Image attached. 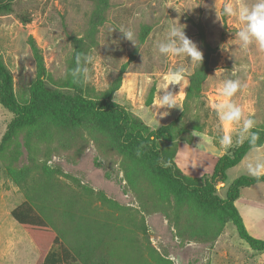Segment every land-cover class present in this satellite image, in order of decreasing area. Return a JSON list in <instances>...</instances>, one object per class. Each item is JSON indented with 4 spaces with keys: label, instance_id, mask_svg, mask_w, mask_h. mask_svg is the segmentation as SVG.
<instances>
[{
    "label": "rangeland",
    "instance_id": "1",
    "mask_svg": "<svg viewBox=\"0 0 264 264\" xmlns=\"http://www.w3.org/2000/svg\"><path fill=\"white\" fill-rule=\"evenodd\" d=\"M228 2L236 6L250 4L251 0ZM11 3L10 11L0 13V59L10 69L16 96L26 101L37 77L32 44L43 55L47 84L67 91L66 73L74 53V39L88 30L94 0H11ZM224 3L225 0H110L106 21L97 32L98 43L90 53L95 59L88 66V84L105 90L121 78L115 102L152 128H158L182 114L190 76L200 64H193L185 56H162L156 48L158 42L166 39L168 25L185 27L186 35L203 52L202 63L208 62L203 109L192 108L183 117L189 130L178 136L181 141L176 162L192 176L210 173L221 155L240 144L235 135L231 148L224 149L217 142L222 130L210 104L227 99L219 94L225 79L240 80L243 87L231 99L241 106L245 116L255 119L256 127L264 126V52L255 45L247 50L239 47L235 32L243 25L235 17H222L223 23L217 19L216 10L220 14ZM23 16L31 21L24 23ZM120 27L134 32L136 45L124 37ZM222 45L229 47L228 51H223ZM181 66L185 69L186 87L180 89L179 85L170 84L168 89L176 94L180 107L156 106L160 88L170 79L173 69ZM153 89V102L148 105ZM197 114L200 122L206 123L201 132L191 128ZM12 119L13 114L0 104V141ZM229 129L234 130L235 126L230 125ZM26 137V133L18 137L22 145L18 166L29 169L22 187L12 180L0 161V264H38V248L23 240L27 232L11 215L26 199L72 250L75 260L70 264L251 261L248 256L252 248L232 223L226 224L220 241L222 233L210 241L180 238L168 215L149 205L147 198L140 197V191L134 189L127 174V168H131L118 152L111 134L92 129L47 128L33 131L29 146L25 145ZM182 138H191V144ZM262 146L263 149L254 148L243 162L227 171L226 182L217 184L221 197L226 196L235 178L248 175L245 164L257 155H264ZM89 188L103 192L118 206L104 204L97 194L89 193ZM242 192L243 197L264 201V183Z\"/></svg>",
    "mask_w": 264,
    "mask_h": 264
},
{
    "label": "trees",
    "instance_id": "2",
    "mask_svg": "<svg viewBox=\"0 0 264 264\" xmlns=\"http://www.w3.org/2000/svg\"><path fill=\"white\" fill-rule=\"evenodd\" d=\"M95 8L89 20L86 33L74 39V53L67 73V91L51 88L47 84V68L42 53L32 44L37 64V77L32 83L26 101L22 102L15 93L14 80L6 63L0 59V104L13 114L0 141V161L12 180L23 186L29 169L18 166L22 155L20 134H27L25 145L29 146L33 131L51 129L83 130L92 129L98 133L113 136L118 152L125 157L128 179L140 197H146L149 205L162 210L173 222L180 238L189 240H216L227 223H232L252 249L264 251V239L249 233L236 201L244 188L264 183L249 175L235 178L228 186L226 196L218 194L217 184L225 183L227 171L242 162L254 148L264 144V126L256 127L260 139L256 146L247 141L221 155L211 173L200 176L188 175L176 162L180 138L188 132L183 121L193 109H203V84L208 72L204 60L190 76L183 112L176 119L158 128H152L135 116L125 106L114 100L121 86V78L105 90H97L88 83H74L69 75L75 67L77 51L90 54L97 45V32L106 21L110 0H94ZM12 9L11 0L0 1V13ZM29 23L31 18L23 16ZM155 90L150 93L148 105L153 102ZM208 109V108H207ZM196 115L191 128L203 131L205 122ZM47 137V134H44ZM191 144V138H182ZM104 204L117 207L114 200L103 192H94ZM42 207V206H40ZM13 218L28 233L40 252L38 264H70L75 260L72 250L63 241L50 223L40 215L29 199L24 200L12 211ZM75 219V216L74 218ZM86 222V221H85ZM88 225L89 222H86ZM88 228V227H87ZM204 231L205 233H201ZM56 247V248H55ZM160 262L163 258L157 257Z\"/></svg>",
    "mask_w": 264,
    "mask_h": 264
},
{
    "label": "clouds",
    "instance_id": "3",
    "mask_svg": "<svg viewBox=\"0 0 264 264\" xmlns=\"http://www.w3.org/2000/svg\"><path fill=\"white\" fill-rule=\"evenodd\" d=\"M216 14L217 19L221 20L222 23V17H235L243 25L235 32V39H238L241 49L247 50L249 46L255 45L259 51L264 52V0H251L250 4L241 3L236 6L225 0L220 14L217 13V10ZM184 28L176 24L168 25L166 39L158 42L156 48L162 56H185L193 64H201L203 52L197 43L186 35ZM119 30L127 40L136 45L132 30L124 27H120ZM228 49L229 47L222 45L223 51H228ZM94 59L91 54L79 51L75 53V67L69 72L74 83L83 85L89 82L88 66L94 62ZM184 75L183 66L173 69L170 73V79L159 90V103L156 106H167L168 109L180 107L175 98L176 94L168 91V89L170 84L179 85L180 89L182 86L186 87L183 83ZM242 87L243 85L238 79H225L219 94L227 99L210 104V108L215 112L219 127L222 130L221 134L218 135L217 142L224 149L233 146V135H235L237 143L242 144L247 141L253 147L260 139L259 132L254 130L256 128L255 119L251 115L245 116L241 106L231 99ZM230 125H234L235 129L230 130ZM245 171L257 181L264 179V155H257L248 160L245 164Z\"/></svg>",
    "mask_w": 264,
    "mask_h": 264
},
{
    "label": "crops",
    "instance_id": "4",
    "mask_svg": "<svg viewBox=\"0 0 264 264\" xmlns=\"http://www.w3.org/2000/svg\"><path fill=\"white\" fill-rule=\"evenodd\" d=\"M262 147L263 146H260L258 148L263 149ZM253 150L254 149H252L251 151H253ZM247 155L244 157L242 162L247 158ZM216 161H215V163H216ZM242 191H241L240 197L236 201V205H237L240 213L242 214V216L244 218L246 227H247V229L252 230V232L254 234H256L253 236L264 239V201L259 200L257 197L256 198L243 197ZM25 233H26V231H25ZM224 234H225V231H224V233H222V235L220 236L218 241H220L223 238ZM23 240H25L27 242L30 241L31 243H33L30 236L27 233L25 234V236H23ZM30 242H29V244H30ZM32 247L33 246H31V248ZM248 257L251 260L248 264H264V251H256V250L252 249L249 251Z\"/></svg>",
    "mask_w": 264,
    "mask_h": 264
}]
</instances>
